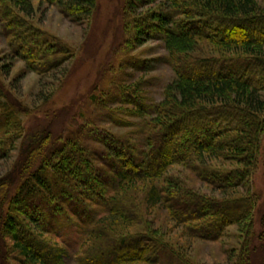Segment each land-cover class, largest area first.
<instances>
[{"label": "trees", "instance_id": "obj_1", "mask_svg": "<svg viewBox=\"0 0 264 264\" xmlns=\"http://www.w3.org/2000/svg\"><path fill=\"white\" fill-rule=\"evenodd\" d=\"M126 1L125 51L160 41L175 73L159 103L141 85L111 80L112 90L91 98L97 122L81 115L87 120L61 135L23 139L22 108L0 79V161L17 153L0 174V262L15 255L17 264H65L76 250L77 264H191L145 222V212L161 209L196 240L217 241L237 226L244 237L237 264H251L258 197L249 187L264 137V0ZM35 4L79 21L97 0H0L12 58L46 75L68 56L29 22ZM0 66L8 77L11 66ZM111 103L133 110L113 112ZM121 114L142 118L133 137L102 126L122 125Z\"/></svg>", "mask_w": 264, "mask_h": 264}, {"label": "rangeland", "instance_id": "obj_2", "mask_svg": "<svg viewBox=\"0 0 264 264\" xmlns=\"http://www.w3.org/2000/svg\"><path fill=\"white\" fill-rule=\"evenodd\" d=\"M37 4H35V17L29 18V22L50 36L61 47L60 49L66 52L68 61L46 75L28 70L25 62L12 58L9 47L11 38L8 37L4 25H0V64L11 66L8 77L3 76L4 67L0 66V79L5 90L22 108L23 114L20 118L23 139L36 140L41 138L42 133L47 134V132L53 137L61 135L69 130L70 125L75 124L74 122L83 123V120H87H79L81 115L92 118L91 122H97L94 118L98 116V113L94 112L95 116H92L96 106L91 98L95 94L99 96L103 89L111 88L112 84H109L111 80H114V86L117 85L118 80L127 87L141 85V90L150 103L161 101L164 90L175 79L174 70L168 62L167 53L160 41L151 40L141 47L134 48L131 52L129 48L125 51L127 48V45L125 46L127 36L124 29L126 0H97V7L92 16L79 21L65 15L57 6L44 4L43 7L38 8ZM196 28L205 31V27ZM202 47L207 53L209 46ZM141 61L148 63L142 67ZM139 67L142 68L137 69ZM246 77L255 82L251 74H246ZM44 96H51V98L45 100ZM107 100L105 104L108 103ZM107 107L113 112L116 108L133 110L132 106L120 103H111ZM141 119L136 115L121 114L117 120L124 122L122 125L109 121L102 126L112 134L124 137L134 132L135 124L140 123ZM129 137H133V134ZM20 147L19 145L18 148ZM261 149L257 171L249 187L258 197L254 213L255 238L251 264H264V137ZM16 156L17 153H14L8 161H0L1 175L10 172ZM212 164L215 167L222 165L221 168H229L221 161H213ZM180 170L183 175L190 174L186 168L184 170L187 173L183 169ZM238 192L242 194L241 189ZM150 211L145 212V222L159 228L161 236L164 237L162 239L166 242L169 240L177 252L189 258L191 264H237L239 262V250L244 237L237 226L229 227L217 241L196 240L188 235L186 229L174 225L164 210ZM143 226V228L147 227L146 224ZM51 243L57 244L55 239ZM76 255V250L69 251L65 264H77ZM14 256H9L8 264H17L12 259ZM160 260L165 262L164 258Z\"/></svg>", "mask_w": 264, "mask_h": 264}]
</instances>
